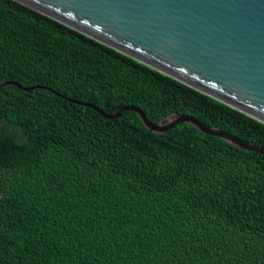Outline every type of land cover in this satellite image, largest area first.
<instances>
[{
  "label": "trees",
  "instance_id": "1",
  "mask_svg": "<svg viewBox=\"0 0 264 264\" xmlns=\"http://www.w3.org/2000/svg\"><path fill=\"white\" fill-rule=\"evenodd\" d=\"M104 112L264 129L60 22L0 0V85ZM0 264H264V156L184 124L0 88Z\"/></svg>",
  "mask_w": 264,
  "mask_h": 264
},
{
  "label": "water",
  "instance_id": "2",
  "mask_svg": "<svg viewBox=\"0 0 264 264\" xmlns=\"http://www.w3.org/2000/svg\"><path fill=\"white\" fill-rule=\"evenodd\" d=\"M58 21L183 85L264 129V0H12ZM38 89L90 107L105 119L131 114L156 135L188 125L245 152L264 148L171 112L154 123L135 105L104 112L94 101Z\"/></svg>",
  "mask_w": 264,
  "mask_h": 264
}]
</instances>
